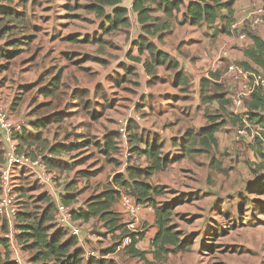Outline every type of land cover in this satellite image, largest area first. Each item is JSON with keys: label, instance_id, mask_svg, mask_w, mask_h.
Segmentation results:
<instances>
[{"label": "rangeland", "instance_id": "1", "mask_svg": "<svg viewBox=\"0 0 264 264\" xmlns=\"http://www.w3.org/2000/svg\"><path fill=\"white\" fill-rule=\"evenodd\" d=\"M95 1L0 0V6L12 7L14 10L19 9L20 12L27 13V28L20 30L19 35L26 34L32 37L28 41V46L22 47L21 54L9 64L5 60H0V67H2L0 69L2 71L0 72V107L11 112L13 121L18 122L19 119H23L26 123L35 119L31 113L37 107L41 109L40 113L36 114L41 116L64 109L70 116L63 124L52 126L50 128L52 130H47L45 135L50 141L53 137L54 139L61 137L69 143L78 145L80 143L78 139H74V134L86 133L87 136L83 139L91 141V144L67 156V160L72 165L67 173H71L62 176L56 173L59 180H75L76 185L73 190L77 193V200L74 202V207L77 208L83 206L91 196L115 187L114 177L117 174H126L130 167L145 168L151 164L146 158L128 157L126 148L117 134L116 116L127 110L126 107L130 103V106L134 104L136 99L132 94L131 84L127 86L122 83L119 88H116L114 81L119 77L111 73L106 77L107 81L100 84V87H96L94 92L89 90L93 93L92 96L90 93L80 92L74 95L72 92L75 87L81 89L83 85L91 88L92 82L101 71H105V67H102L96 58L86 54L87 51H92V48L69 45L65 42V37L74 35L78 38L81 31L92 25L93 20L96 21L95 15L85 9V5L93 4ZM248 6L249 4H246L245 7ZM154 7L158 8V5L154 4ZM245 7L235 4L237 19ZM156 13L161 15L162 11ZM225 14L226 12L223 11V15ZM166 20L170 25L177 26L181 39L193 37L195 41H200L195 42V45H198L196 47L199 49L202 48V56L216 55L229 46L235 50L236 54L232 61L241 63L248 43H241L237 38L232 40L226 20L219 19L211 26L203 24L193 27L190 19L182 14H175L171 19L162 15L161 22ZM110 40L119 45L128 41L122 33L115 34ZM3 43L1 41L0 45ZM64 51L66 54L62 53ZM202 56H199L198 60L204 59ZM191 63L194 66L197 62L194 63L192 60ZM213 63L212 61V66H207L205 68L207 70L202 73L211 71L214 67ZM230 63L225 61L221 64L219 69L221 75ZM4 65L8 67L6 72L3 71ZM65 66L67 67L64 71L66 85L62 86L63 89L59 91L55 99L44 97L40 93V88L50 80V78L46 80L47 69L50 67L60 69ZM66 72H79L80 78L76 82L66 81L68 75ZM168 73L164 69L161 71L165 81L171 83L173 77L168 76ZM42 77L45 79L44 82L40 81ZM189 77L192 82L195 80L194 75L189 74ZM105 87L107 92L102 94ZM173 93H177L175 97L171 94L168 102L159 103L156 109L167 108L177 118L183 115L181 132H178V138L173 140H171V130H169L170 136H164L161 157L169 160L170 163L156 171L148 182L161 189V194L155 197L156 207L161 208L166 205L173 207L172 225L176 231L186 235L190 244L184 250L169 253L164 259L154 257L155 249L152 242L149 245L145 242L141 243L140 251H144L148 259H152L150 264H264V213L259 209L260 206L264 208V195L252 193L249 190L254 181L260 175H264L262 143L241 141L239 145L235 140V131L239 124L236 125L227 115L221 114L215 118H218L221 125L225 127L216 135L217 144L211 148L203 146L202 137L198 136V133L201 130L202 120L208 121L205 122L206 125L210 121L207 117L199 120L203 114L201 111L196 112L198 93L195 84L192 83L186 90ZM112 102L119 110L114 115H111L112 111L108 109ZM92 111L96 112L97 119L91 122ZM210 111L209 114L215 113L213 109ZM80 125L84 126L80 127ZM112 130L116 140L113 141L112 153H107L104 152L105 148H102L107 137L104 135ZM0 144H3L1 137ZM90 173L96 175L86 178L85 176L89 175L84 174ZM13 178L17 181L15 185H18L17 191L23 206L22 210L41 215L48 208L47 204L40 201L41 195L48 193L47 187L43 186L34 173L25 167H17ZM59 186L60 184L57 186V191L60 190ZM116 211H120L118 207ZM149 215L155 217V214ZM149 215L145 214L144 220L141 221L142 233L138 236L140 240L141 236L149 230V225H146ZM78 224L85 237L80 245L88 246L90 256L86 254V258L93 257L92 251L100 257V250L107 249L115 243L120 245L121 251L127 248L124 246V238L121 239V233H109L103 223L92 221L88 224L81 222ZM11 230L14 235L13 240H9L12 256L18 254L27 261V264H33L29 263L31 253L17 244L15 229H11L7 221H4L2 228L0 227V236L5 237ZM208 230L210 231L205 236ZM221 230L222 234H217ZM123 253L124 251L117 255L118 264H131ZM137 264H143V262Z\"/></svg>", "mask_w": 264, "mask_h": 264}, {"label": "trees", "instance_id": "2", "mask_svg": "<svg viewBox=\"0 0 264 264\" xmlns=\"http://www.w3.org/2000/svg\"><path fill=\"white\" fill-rule=\"evenodd\" d=\"M121 0H100V7H96V11L100 14L103 6L119 4ZM237 0H135L133 9L138 15V22L142 26V37L139 39L144 41L146 36H158L161 30L169 27L170 24L166 21L161 22V18L154 14L159 10L164 12L167 18L171 19L175 14H182L185 18L190 19L192 26H200L206 24L208 26L214 25L219 19L227 21L228 28L236 21L235 4ZM158 5V8L154 7ZM19 6V5H18ZM223 11L226 12L223 15ZM114 19L111 22L113 30L118 28L129 29L130 19L127 17V11L122 8H116L113 12ZM28 23V16L26 12H20L19 9L12 7L0 6V60H5L9 64L13 59L21 54V48L28 46V41L31 35L21 34L20 30L26 29ZM249 28V27H248ZM245 28L248 37L253 41L254 45L244 50V54L248 56L257 67L264 70V40L254 33V31ZM232 35V33H231ZM233 36V35H232ZM161 40V36H158ZM140 45V51L147 49L152 57V62L155 65L167 64L169 68L176 69L179 63L174 60L169 54L158 51L153 44ZM246 67L244 63H238ZM5 66V67H4ZM3 66V71L6 72L8 67ZM147 66H149L147 64ZM151 66V65H150ZM2 67H0L1 69ZM152 68V67H151ZM183 71V70H182ZM2 72V71H0ZM152 72V71H150ZM216 73H211L209 78L201 79V96L203 100L208 99V93L212 90L217 93L214 98L217 99L219 110L227 115L233 123L238 125L240 120L231 116L230 105L231 99L227 89V84L224 80L219 79ZM51 77V76H49ZM177 77H182V72L177 74ZM47 80V78H46ZM45 81V79H41ZM62 86L61 75H54L50 80L40 88V93L46 98H53ZM25 89L27 87H24ZM222 92V94H220ZM209 99H212L211 97ZM249 112L246 115L250 119L260 123L264 128V117L261 118L258 112L264 109V91L254 95L253 99L248 102ZM41 109L37 107L31 113L32 117L23 127L21 132H16L13 140L16 142V151L18 154H25L31 158L42 156L43 161L52 174L54 173V181L57 179L56 173H63L64 170H69L70 165L67 160L72 152L82 147H87L90 142L83 141L78 144L70 145L56 143L51 145L47 139L44 138L45 130H49L50 126L60 125L64 122L65 113L55 112L40 116L36 113ZM8 110V109H7ZM10 116L11 112L8 110ZM30 115V114H29ZM23 120V119H19ZM220 131V125L211 124L203 127L198 136L202 137V144L205 147L211 148L217 144L216 134ZM128 133L130 129L128 126ZM118 136L121 138L118 130ZM116 134V136H117ZM189 135V133H188ZM264 136V131H263ZM129 150L131 156L146 158L151 162L145 168L130 167L126 174H117L114 177L115 187L108 188L97 195L91 196L83 206L74 207V202L77 200V193L66 194L62 197V202L66 206L74 208L73 221L78 223L88 224L92 220L103 223L104 228L109 233H121V239L128 235L126 223L123 221V214L116 211V205L119 202L120 191L123 188L131 195L138 203L147 204L154 208L155 223L159 229L154 242L153 248L158 251V254L164 252L167 245L174 246V250H182L189 244L187 240H182V234L176 231L172 225L173 207L166 205L161 208L156 207L155 197L161 194V189L151 185L148 180L152 178L156 171L168 165L169 160H164L161 157L162 145L153 143L147 149L143 150L137 148L136 152L130 144V135H128ZM41 153V154H40ZM47 154L51 155L47 156ZM37 157V156H36ZM6 164V154L3 149V144H0V173L1 169ZM17 167H15L16 169ZM14 169V172H15ZM59 173V174H60ZM14 175V173H13ZM89 178L95 173L84 174ZM15 179L13 182L15 185ZM17 182V181H16ZM75 185V182L69 183L68 190ZM18 185H15V192L19 205L18 214L16 218L15 231L17 232L15 239L17 244L23 246L26 252L31 253V261L33 264H115L113 260L95 259L94 257L86 258V251L80 245L78 237L72 236L68 231L59 228L55 221L56 203L51 198L49 193H43L40 201L48 205V208L43 211L41 215H35L30 211H23V206L19 201ZM252 193L264 195V175H260L249 188ZM1 194V187H0ZM73 201V202H71ZM264 210L263 207H261ZM80 226V225H79ZM214 234V233H213ZM219 234V233H217ZM215 236V235H214ZM138 236L132 238V243L127 246L128 253L133 257H142L144 253L140 252L136 245L138 243ZM117 245V244H116ZM116 247L111 248L108 253L114 252ZM158 256V255H157ZM0 264H19L12 258L10 250V241L5 237L0 236Z\"/></svg>", "mask_w": 264, "mask_h": 264}, {"label": "crops", "instance_id": "3", "mask_svg": "<svg viewBox=\"0 0 264 264\" xmlns=\"http://www.w3.org/2000/svg\"><path fill=\"white\" fill-rule=\"evenodd\" d=\"M187 1L188 0H185V3H187ZM134 2L135 0H121V2L115 6H112V5L103 6L100 14L96 11V7L101 6L100 0H96L95 3L93 4L90 3L88 5H85V9L90 10V12L95 15V17L97 18L96 21L93 20V23H91L92 25L88 26V28L85 29L87 31L85 30H83L84 32L81 31L80 33L81 35L78 36V38H75L74 35H68L67 37H65L66 39L65 42L66 44H69V45L74 44V45H81V46L87 47L88 49L92 48L91 49L92 51H87L86 54L96 58L98 63L101 64L102 67H105V71H101L100 75L95 79V81L92 82L91 88L85 85H83L81 89H79V87H75L72 91L73 94L77 95L80 92L82 94L84 93L85 94L90 93V95L93 94L91 92H94V89L96 87L97 88L100 87V84H104L107 81L106 77L111 73L119 77L115 79L114 81L116 83V86H115L116 88H119V86H121L122 83L124 85L131 84L132 94L135 95L136 97V99L134 100V104L130 106L131 104L130 103L126 107L128 108L127 110L125 109L123 112H121V114H118V115L116 114L117 115L116 118H117V122L120 117H123L129 121L130 144H131V147H133L136 152H139L137 151V148L145 150L150 145L156 142L162 145V142H164V139H165L164 136L171 135L169 130L172 131L171 140L178 138L177 134L178 132H181L182 120L184 119V116L181 115L177 118L167 108L156 109V106L159 103L168 102V97L171 94L174 97L177 94L173 92H177L178 90L179 91L186 90V88H188L189 85H191L192 83L195 84L196 90L198 93V102L196 104V112L201 111L203 114V116H201L199 120H201L202 117H207V119L210 121L208 125L218 124L220 125V131H221L225 126H222L221 123L218 121V118H215V117L218 115H221V114L224 115V114L221 110H219L220 107L217 102V99L214 98V96L217 93H215L212 90V92L210 91L207 96L209 98L211 97L212 99L206 98L205 100H203L201 96V82L200 81L202 78H209L210 73H216V71H218L217 75L219 76V79H222L225 72L221 75L219 71L220 66L225 61L232 62V60H234V57L236 56L235 50H232L231 47L228 46L227 48L226 47L223 48L216 55L212 54L208 57L206 56L204 57L201 55V53L203 52L202 48L199 49L196 47L198 45H195L196 43H199L200 41H195L193 37L181 39L180 36L178 35L177 26L175 27L172 24L169 27H165L164 30H161L160 33H158V36L162 37L161 40L159 39L158 36L153 35V36H146V39H144V41H141L139 39L142 37V34H143L142 29H141L142 26L139 24L138 15L133 9ZM251 2H254V0H245V1L240 0V2H237L236 4L237 6L242 5V7L243 6L245 7L246 4L250 5ZM81 7H78V8H81ZM68 8L70 10L72 9L71 7H68ZM116 8H122L127 11V17L130 19V24H131L129 29H122V28H118L116 30L112 29L111 22L114 19L113 12ZM159 11H162V10H159ZM154 15L161 18L162 15H164V12L162 11L161 15H157V13H155ZM95 22H97L96 25H95ZM121 33L125 35L128 41L126 42L124 41L123 44L119 45V44H116L114 41L110 40L111 37H113L115 34H121ZM256 35L264 40V28H260L258 32L256 33ZM234 39H235L234 36H232V40ZM184 42L185 44L183 45ZM141 43H143L144 45H147V44L155 45L158 51L165 52L169 54L172 58H174V60L179 63V67L176 69H173V68H169L167 64L165 65L153 64L150 52L147 49L140 51L139 44ZM247 43H248V46L245 47L246 48L245 50L250 49L254 45L252 40H249ZM62 53L66 54V51ZM225 53L227 54L226 56H225ZM199 56L200 57L202 56L204 59L198 60ZM192 60L194 61V63L197 62L196 65L194 66L192 65L191 63ZM212 61L214 62L213 63L214 67L212 69H216V70L207 71V72L202 73V71L207 70L205 69L207 68V66L209 65L212 66L211 64ZM241 62L246 64L247 68L256 66V64L245 54L243 55ZM147 64L149 66H147ZM66 68H67L66 66L61 67L60 69H55L53 67H50L47 69V72L45 73V75L47 76L46 78H52V76L54 75H61L62 86H65L66 83L64 81V77H65L64 71ZM163 69L164 71L169 72L168 76L173 77V81L171 83L165 81V79L162 77L161 71ZM202 69H205V70H202ZM76 71L78 70L76 69ZM180 71L182 72V77L178 78L177 74ZM67 74L68 75H67L66 81L74 80L76 82V80L80 78L79 72L67 73ZM189 74L195 76V80L193 82L191 81ZM62 86L60 90L63 89ZM60 90H58V92L53 97V99L56 98ZM89 90H91V92ZM105 92H107L106 87L104 91H102V94H105ZM89 100H92V99L89 98ZM131 100L133 99L131 98ZM117 108L118 107H115L114 102L110 103L108 106V109L112 111L111 115H114L116 112L119 111ZM211 109H213L215 113L209 114L211 112L210 111ZM39 111L38 113H40ZM55 112L65 113L64 122L70 116L69 113H67L64 109L55 110V111H52L51 113H55ZM167 115H170V116L168 117ZM40 116L41 115H39V117ZM90 118H91V122L97 119V114L95 111H92V115L90 116ZM203 121L205 124L206 120L205 119L202 120L201 129L207 126L206 124L205 125L203 124ZM52 126H50V128ZM82 126L84 125H80V127ZM113 131L114 130L109 131L104 135L105 137L107 136L105 138L106 142L104 139L105 144L102 147V148H105L104 152L112 153L111 149L114 146L113 141L116 140L115 135L113 134ZM45 133H47L46 130L44 132V138L50 141L49 137H47ZM86 136H87L86 133H76L74 134V139H78V143H82L83 141L88 142L89 140L83 139ZM0 137L3 143V149L6 151L8 148V144L5 142L1 133H0ZM53 141L55 142L52 143ZM14 143L16 144L15 141ZM49 143L51 145L56 144V143H62L66 145L73 144V143H69L66 139H61V137L60 138L55 137V139L53 137ZM97 147L100 148V145L97 144ZM36 156L38 157V154ZM36 156H34L33 158L36 159L37 158ZM67 172H68L67 170H64L63 174H59V173L58 174L59 176H62L64 174L71 173V172L69 173ZM58 180L59 178L56 180L55 183L52 184L53 190H51L50 192L47 190V192L50 194L51 198L54 200L55 203L58 201L62 202L61 199L63 196H67L66 194L75 193L73 189L75 188L76 184L73 185L69 190L67 186L69 183H72V181H75V180L73 179L72 180L61 179L59 181ZM58 184H60V186L58 187L60 190L57 191ZM117 207L120 210L119 213H122L120 203L116 205V208ZM261 207L262 206H260L259 209L264 213V210H262ZM145 214L148 215L147 211H145L141 215V221L144 220ZM153 216L149 215V220L146 219V223H147L146 225L147 226L149 225L148 226L149 230L146 231L145 235L141 236V240H140V237L138 239L136 248L139 251L141 250L139 248L141 243L145 242L148 245L151 244V242H154L157 234L159 233V229L155 223V217ZM123 218H124L123 220L124 222H127L129 220V218L127 219L124 216ZM92 221H96V220H92ZM99 223H102V222L99 221ZM0 227L1 228L3 227V222L0 224ZM209 231L210 230L205 232V236H207ZM181 234L183 235L181 239L187 240L186 235H184V233H181ZM219 234H222V230L219 232ZM83 236L84 235L82 231V236L79 239L81 243H82V239H85V237ZM205 242H206V238H205ZM116 244L117 243L112 244L107 249L100 250L99 252L100 257H98V255L95 254V251H92V253L98 259L113 260L115 264H118V259H119L117 257L118 253H121L123 251H124L123 253L124 256H127L131 264L133 262L134 264H137L138 262H143V264H150V262H152V259H148L144 251H140L144 253L142 257H133L132 255L128 253L127 248L121 251L120 245H116ZM189 244L184 249L188 248ZM206 245H209V243H206ZM113 247H116L115 251L112 253H108V251H111V248ZM83 248L85 249L86 254H88L89 256V252L87 249L88 246L86 245V247L84 246ZM174 249H175L174 246L167 245L165 247L164 252L160 254H158V251L155 249L154 257H160V259H164L169 255V253L181 251V250H174Z\"/></svg>", "mask_w": 264, "mask_h": 264}, {"label": "built area", "instance_id": "4", "mask_svg": "<svg viewBox=\"0 0 264 264\" xmlns=\"http://www.w3.org/2000/svg\"><path fill=\"white\" fill-rule=\"evenodd\" d=\"M245 8L240 13L239 19H236L231 25L232 35L241 41V43L251 40L247 32L244 31L246 27H249L254 33H257L260 28H264V0H254V2H251ZM222 80L227 84L231 99V116L240 120L235 131V140L239 145L241 141L248 143L260 141L264 147L263 125L246 115L249 112L248 102L253 99L254 95L264 91V70L257 66L245 68L232 61L225 71ZM258 114L263 118L264 109H261ZM25 125H27L25 120L13 121L8 110L0 107V133L8 144V148L5 151L6 164L0 173V222H3L4 225V221H7L11 229H15L19 209L13 182L15 167L30 169L39 182L48 188L49 192L53 190L52 184L54 183L53 174L47 169L42 156L34 159L25 154L17 153L13 136L16 132H21ZM128 126L129 121L127 119L118 120V132L126 148V155L129 157L131 153L128 149ZM47 156L51 157L49 154ZM118 190L120 191L119 203L122 214L125 218H129L125 222L128 235L124 238V246H129L132 243L133 235L139 236L142 233L141 215L145 211H147L148 215L150 213L154 214L155 211L150 205L138 203L125 189L119 188ZM73 211L72 207L66 206L60 201L56 202L55 221L59 228L68 231L69 234L80 239L82 229L73 221ZM15 233L17 234L16 231ZM13 236L11 230L9 234L5 235V238L12 241ZM91 256L95 257L93 253H91ZM12 258L19 264H27V261L18 254L12 256Z\"/></svg>", "mask_w": 264, "mask_h": 264}]
</instances>
